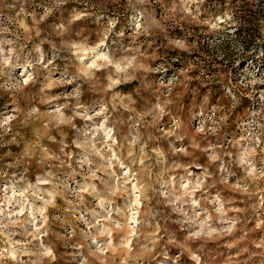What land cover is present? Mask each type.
Returning a JSON list of instances; mask_svg holds the SVG:
<instances>
[{
	"label": "rangeland",
	"instance_id": "374dc122",
	"mask_svg": "<svg viewBox=\"0 0 264 264\" xmlns=\"http://www.w3.org/2000/svg\"><path fill=\"white\" fill-rule=\"evenodd\" d=\"M0 264H264V0H0Z\"/></svg>",
	"mask_w": 264,
	"mask_h": 264
}]
</instances>
